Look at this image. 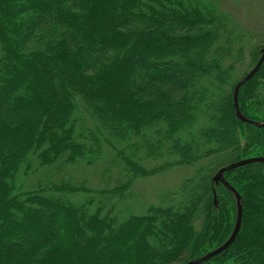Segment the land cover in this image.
<instances>
[{
    "label": "trees",
    "instance_id": "trees-1",
    "mask_svg": "<svg viewBox=\"0 0 264 264\" xmlns=\"http://www.w3.org/2000/svg\"><path fill=\"white\" fill-rule=\"evenodd\" d=\"M228 22L218 0H0V264H186L229 239L237 202L214 178L264 157L234 105L264 28ZM238 106L264 123V65ZM106 149L120 157L92 187ZM175 169L179 192L131 204L137 180ZM224 177L242 226L202 264H264V164Z\"/></svg>",
    "mask_w": 264,
    "mask_h": 264
},
{
    "label": "rangeland",
    "instance_id": "rangeland-1",
    "mask_svg": "<svg viewBox=\"0 0 264 264\" xmlns=\"http://www.w3.org/2000/svg\"><path fill=\"white\" fill-rule=\"evenodd\" d=\"M220 9L229 19L228 27L233 31V37L239 35L241 31H249L252 34H259L261 29L264 28V0H218ZM258 7L261 8L260 15L258 12ZM241 26V29H240ZM263 39V38H256ZM244 44L238 43L236 44L235 50H237L240 46ZM247 45V44H246ZM248 46V45H247ZM1 50V49H0ZM1 56V51H0ZM247 66H243L240 70V73L246 71ZM239 75V74H238ZM93 127V126H91ZM105 155L108 160V163L104 162L105 159L98 162L99 167L96 166L93 168V180L92 187H97L96 185H100L101 179L103 178V171L108 166V164L112 161L119 159V154H116L113 150L106 149ZM103 163V165H102ZM149 164V163H148ZM102 165V166H101ZM155 163H151V167L155 166ZM74 167L70 166L69 168ZM79 170H81L79 168ZM119 174L118 169L116 170V175ZM46 175L45 172H40L36 177L30 180V183H34L39 181V179L35 180L37 177L44 178ZM101 176V177H100ZM186 171L182 170H170L164 172L162 174H157L151 177H145L144 179L137 180L135 184V188L138 190L141 189V192L138 196L137 202H132L131 204L138 209L139 212H146L153 204H158L161 198H166L170 194L174 192H179L180 184L188 177ZM101 180V181H100ZM180 185V186H179ZM101 188V187H98ZM140 191V190H139Z\"/></svg>",
    "mask_w": 264,
    "mask_h": 264
},
{
    "label": "water",
    "instance_id": "water-1",
    "mask_svg": "<svg viewBox=\"0 0 264 264\" xmlns=\"http://www.w3.org/2000/svg\"><path fill=\"white\" fill-rule=\"evenodd\" d=\"M263 65H264V48H262V50H261V57H260L259 61L257 62V64L252 68V70L240 82L237 83V85L235 86V89H234V105L236 108L237 117L241 121L253 124L259 128H264V123H258V122L250 121L247 118H245L239 110L238 97H239V92H240L241 87L243 85H245L246 83H248L257 74V72L261 69V67ZM254 163H263L264 164V157H254V158H248V159L240 160L238 162H235V163H232L228 166H225L224 168H221L219 170V172L216 174V176L214 178L215 181L222 183L227 189H229L235 195L236 202H237V219H236L235 227H234V230H233L231 236L229 237V239L224 244H222L220 247L208 252L207 254H205L204 256H202L200 258H196V259L188 261L186 264H202V263L226 252L230 248V246L235 242V240L237 239L238 234L240 232L241 226H242L243 204H242V198H241L240 194L226 181V179L224 177V173L231 171V170H234V169H237L239 167L249 165V164H254Z\"/></svg>",
    "mask_w": 264,
    "mask_h": 264
}]
</instances>
